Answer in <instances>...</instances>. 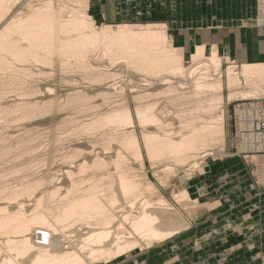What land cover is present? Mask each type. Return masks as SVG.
Here are the masks:
<instances>
[{"label":"bare ground","instance_id":"6f19581e","mask_svg":"<svg viewBox=\"0 0 264 264\" xmlns=\"http://www.w3.org/2000/svg\"><path fill=\"white\" fill-rule=\"evenodd\" d=\"M93 5L0 0V264H120L171 252L161 246L178 245L198 214L221 204L190 182L224 151L223 104L264 100V62L238 64L203 44L185 59L164 24L96 22ZM235 145L253 154L244 160H264L254 153L264 136ZM228 187L220 182L215 195ZM254 210H234L222 232L253 223ZM175 251L170 261L185 249Z\"/></svg>","mask_w":264,"mask_h":264},{"label":"rangeland","instance_id":"374dc122","mask_svg":"<svg viewBox=\"0 0 264 264\" xmlns=\"http://www.w3.org/2000/svg\"><path fill=\"white\" fill-rule=\"evenodd\" d=\"M92 1H93L94 5H96L98 3V6L102 7V9L100 10V14L98 13L99 16L96 13L95 8L91 7V9L95 11V12H93V16H92L94 18V20L96 22L102 21V23L110 24L111 18H109V16H112V5H113L112 0H103V1L102 0H92ZM254 2H255V0H254ZM101 11L103 13H101ZM254 11H256V2H255V6H254ZM102 16H104V17H102ZM255 16H256V14H255ZM118 23H120V22H118ZM142 23L145 24V22H142ZM112 24H114V23H112ZM166 33L169 34L168 36H169L170 40L172 41L173 45L178 46L182 50V52L185 56V59H187L189 54L191 53V51L193 49L191 48L192 50L189 51L190 49H187L186 47L182 48L181 46H179L177 44V34H175L174 32H172V31L168 32L166 30ZM233 61L238 63L236 60H233ZM226 67H227L226 64L223 63V68L225 69ZM255 100H259V99H255ZM252 101H254V100H252ZM238 103L240 104L241 101L232 102L230 104H226V103L223 104L224 105L223 110H224V116H225L224 121H226L225 122V136L226 137H225V144H224L225 148L223 149L224 151L218 152L219 153V154L217 153L218 155L215 154V157L217 158L216 159L217 162L213 164L214 168H211L210 170L207 171L208 173L205 174L207 176L201 177L200 179H197L196 177H194L191 180L192 182H190V183L192 184L191 186H193V189L195 188L194 190L199 189L201 191L200 188H202V186L204 187L203 189H206L208 191L210 190V195H211L210 198H211L212 202L214 200H218L219 198L222 201V197H219L218 194L215 195V193H214L216 185L218 186L220 184V182H222V181L225 182V184H227L228 186H232V185H230V183L232 182L233 179H235L241 183V188H243L245 186L246 187L250 186L254 196L251 198L247 197L248 200H245V201L242 200L243 202L241 201L240 203H230L231 202L230 200H232L231 196H233V194H230V193L233 190H236L235 188L228 189L227 192L226 191H222V192L226 193V195H229V197H228V200H229L228 205L230 208L229 210H231V208H233V210H237L240 208L244 211V213L247 217L250 214H252V211L254 209H251V211H250L248 208L250 207V205H252V203H254V207H255L254 211L257 214V216H256L257 218L252 217V219H253V221H254V219H256V220L258 219V222L259 223L261 222L260 223L262 225L261 228H264V160L262 159V160H260V162H259V160L257 161V159L251 160V158H249V159L247 158V160H244L242 158L243 156H245V155H243L244 153L238 154V150L235 148L236 145L233 142H234V139L236 141V138H235V132H236L235 131V126H236L235 123H236V121L234 118L235 117L234 114H235L236 110H234V109H235V105H239ZM241 159H243V160H241ZM231 162H232V164H231ZM55 163L56 164H53L52 167H55L58 164V162H55ZM234 163H236L237 165ZM36 166H34V167L35 168L39 167V165L37 167ZM211 167H213V166H211ZM217 167H219V168H217ZM35 168H33V169H35ZM227 168H229V169H227ZM145 169L148 171L149 179L156 184V186L158 187V190H160L162 195H164L172 203L171 198L168 194L167 188H162L160 185L159 186L157 185V182H155V180L153 179L152 174H150L151 172L149 171V167H148L146 162H145ZM216 175L217 176L219 175V176L217 177ZM185 176H186L185 172L179 173L177 175L178 178L185 177ZM234 185L236 186V184H234ZM237 188L239 189L240 187H237ZM219 191L221 192V190H219ZM223 195L225 196V194H223ZM223 198H225V197H223ZM208 200H209V198H207V197L199 198V203L202 204L204 202H208ZM212 202H211V204H212ZM223 210L225 211L226 209H222V208L218 207V209H216L212 213L204 210L203 214H200V215L198 214V217L190 224V225H192L190 230L181 234L179 237L177 236L175 238V240L176 239L181 240L178 243V245H171V243H166L165 246H161L162 248L167 246L168 247L167 251H171V252H161L160 254L159 253H153L152 254L150 252L149 255H148V253H146V254L141 253L139 255L137 254L135 256H131V259H129L128 261H125V263H123V261H122L120 264H151L152 259H154L156 262H158V264H176V261L178 264H216V263L217 264H259V263L264 264V246H249V245H247L250 242L255 241L256 239H258L261 242L260 239H262V238L259 237V231H260L259 225H258V227L256 226L257 228L254 227L255 226L254 224H249L247 226L248 233L250 232V234L248 235L249 239H246L244 237V235H237L236 233L239 232L238 230L232 231L234 234H231L230 236H229V234L225 235V234H227V232H225V231L222 232V229L225 228L222 223H223V221L225 223H226V221H229V219H230L229 214L232 211L230 212L229 210H227L226 212H224L223 216L218 215ZM216 211H219V213L216 214ZM209 214H216V215L213 217V216H209ZM209 221H210V223H209ZM236 224H238V222H236ZM210 227H213L212 228L214 231V233H212L213 235L209 234V235L203 236L202 232L204 233V230L209 229ZM235 228L237 229V226L234 225L233 229H235ZM238 229L242 230V228H238ZM232 232H230V233H232ZM188 234H190V236ZM206 236H208V237L205 239ZM220 237H222V238H220ZM183 238H185V239H183ZM194 238H195V240H194ZM193 241H195V242H193ZM216 241H217V243L219 242L218 243V247H219L218 249H215V250L214 249H206L207 246H209V244H207V243H211L210 244V246H211ZM263 242H264V239H263ZM238 247H240V248H238ZM175 248H177V250L178 249H185V251H182L183 254H180L176 260L170 261V259H172V257H175L177 255V254L175 255V253L177 251L174 252ZM229 249H231L232 252H230ZM240 249H241V251L239 252L238 250H240ZM154 250L156 251L157 249H154ZM150 251H152V250H150ZM224 252H227L228 255H221V253H224ZM212 255H214V256H212ZM145 256H147V257L144 259ZM153 256H154V258H153ZM137 257H138V259H137ZM168 257H169V259H168ZM219 258H220V260H219Z\"/></svg>","mask_w":264,"mask_h":264},{"label":"crops","instance_id":"0c3cea01","mask_svg":"<svg viewBox=\"0 0 264 264\" xmlns=\"http://www.w3.org/2000/svg\"><path fill=\"white\" fill-rule=\"evenodd\" d=\"M112 3V16H109L111 18L110 23L125 22V20L136 24L142 22L155 24L158 22L164 24L168 32L172 31L177 34V44L182 48L186 47L191 50L199 44L215 45L220 49L222 55L231 57L240 64L248 60L251 61L247 63L264 62V27L253 26L254 0H112ZM100 7L98 3L93 5L97 14H100L102 9ZM121 9L125 12L122 13ZM126 10H131L130 13H133V16L128 15L129 12L127 13ZM137 12L139 15L136 16ZM101 13L103 12L101 11ZM134 18L136 19L134 20ZM234 182L232 180L230 185H233ZM235 184L236 186L228 187L229 189L236 187V190L230 193L235 192L231 196L230 203H240L242 200L245 201L254 196L250 186L241 188L239 185L241 183L238 181ZM224 194L223 197L225 198L222 197L223 200L219 208L226 210L218 214L222 216L224 212L230 209L228 205L229 195ZM229 211L233 212L234 210L231 208ZM217 213L219 211H216ZM216 214H209V216L214 217ZM256 216L255 212L253 217L256 218ZM250 224H254L255 228L259 225V237L262 239L258 237L260 242L254 237L256 240L247 245L264 246V228H261L262 225L256 219ZM235 226L242 228V231L239 229L240 233H236L237 235H244L246 239L249 238L247 232L244 231L247 227H242L241 224H235ZM228 234L230 236L234 233L227 232L225 235ZM218 243L216 241L211 245L212 247L210 246L211 243H208L209 246L206 249H218ZM238 251L240 252L241 249Z\"/></svg>","mask_w":264,"mask_h":264},{"label":"built area","instance_id":"2783aa9c","mask_svg":"<svg viewBox=\"0 0 264 264\" xmlns=\"http://www.w3.org/2000/svg\"><path fill=\"white\" fill-rule=\"evenodd\" d=\"M256 11L255 14L260 18L258 21L259 27H264V0H255ZM245 103V105H238L239 112H235V143L246 144V142L252 143L253 137L264 136V100L252 101ZM243 121L239 123V120ZM252 134L253 137L250 138ZM244 155H253L252 153L243 152ZM260 158L264 156V146L261 150L254 152Z\"/></svg>","mask_w":264,"mask_h":264}]
</instances>
